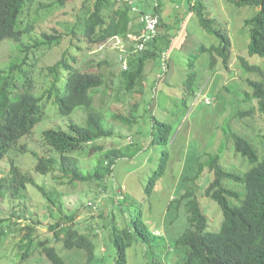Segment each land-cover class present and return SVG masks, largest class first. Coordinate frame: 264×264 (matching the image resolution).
<instances>
[{"label": "trees", "instance_id": "1", "mask_svg": "<svg viewBox=\"0 0 264 264\" xmlns=\"http://www.w3.org/2000/svg\"><path fill=\"white\" fill-rule=\"evenodd\" d=\"M77 0H54L41 3L40 0H0V45L4 40H11L17 44L19 58L11 60L5 70H0V201L7 199L24 200L28 187H35L46 196L44 184L37 183L36 178L24 170L23 156L28 154L34 160V172L42 177L55 180H67L69 185L76 187L79 183H91L103 188L102 183L112 173V167L118 159L133 158L141 150V145L127 144L124 149L104 151L99 145L100 140L116 138L115 126L109 123L110 118L131 129V124L138 119L136 114L141 109L138 101L131 103V108L113 112L110 106L95 107L96 92L102 91L107 95L113 74H103L102 66L110 62H98L96 71L87 69L82 62L81 55H88L93 48L102 47L114 38L128 40V35L140 34L143 27L140 16L150 13L160 16L161 6L153 3L148 7H138L141 0H85L78 10V18L74 25L63 26L60 32L53 28L52 33L42 32L34 37L37 27L44 19L52 18L57 11L74 4ZM146 1V0H144ZM237 7H258L257 13L244 21V28L248 30V54L264 58V0H230ZM198 0L189 10H196L199 24L211 34L219 38L218 47L199 46L190 57L187 65L184 85L190 90L195 72L191 71L193 61L199 55L217 50L223 65L227 67L231 42L225 30H216L211 20L206 18L200 10ZM143 4L149 5L144 2ZM138 23L140 31H135ZM60 25V24H57ZM163 27L159 18V27ZM29 37V42L24 39ZM65 37H71L61 58L46 67L41 64L39 51L57 48ZM172 39L157 36L145 44L142 51L134 49L135 41L129 55L125 56L127 69L121 72L122 95L114 96L115 103L126 104L128 96L140 94L142 87L134 89L140 84L145 65L149 61H160L170 49ZM242 67L251 72H260V81H248L251 94H246L244 100H256L258 111L264 115V75L260 66L248 65L241 58ZM37 77L42 80V89L34 90ZM120 83V82H118ZM121 84V83H120ZM127 103V104H129ZM51 104L53 112L47 108ZM144 102V106H147ZM76 109L85 113L83 125L70 124L68 130L46 129L41 134L43 146L54 154V157H39L33 147L26 146L22 139H28L34 134V128L42 121L52 117L64 118L70 116ZM138 115V114H137ZM155 137L151 144L159 149L155 170L149 177L145 193L149 195L156 182L165 174L170 160L168 147L171 143V126L162 121L154 120ZM264 139V135L262 136ZM234 151L243 159L245 168L231 169L219 163L218 154L208 155L205 163L200 164L199 175H183V182L193 184L207 168L211 175H207L205 195L215 202L221 213V222L217 229H208L194 188L180 191V198L173 199L168 206V212L175 206L181 207L185 200L186 228L173 242L167 244V254L158 253L161 247L160 236L149 230L143 221L142 214L130 218V226L119 230L117 223L111 226V240L115 248L113 264H128L127 250L132 243L145 246L146 264H264V154L261 155L254 145L244 136L231 134ZM93 145V146H90ZM129 145V146H128ZM90 146V147H89ZM12 151V153H10ZM19 153L15 154L14 153ZM96 152H104L105 158L96 163L91 171L83 174L72 155L82 153L92 157ZM92 155V156H91ZM20 159L21 163L18 162ZM33 165V164H32ZM59 171L58 174L54 172ZM100 182V184H99ZM183 182L180 187H183ZM36 190V191H37ZM104 190V188H103ZM40 194V195H41ZM49 200V206L53 200ZM22 202V201H21ZM24 204V203H23ZM92 204H88L90 207ZM74 216L59 220L49 228L53 235V242L40 240L36 227L27 224L25 235H20L21 228L12 230L10 221L0 219L1 235L19 234L17 245L19 253H14L16 259L28 260L34 249L39 250L51 264H65L64 255L72 250L85 251L87 264L96 260L94 243L85 234H79L75 226L72 227ZM85 228L88 222H85ZM69 224V225H68ZM13 238V236H12ZM62 243L59 250L54 242ZM5 242V241H4ZM56 244V243H55ZM157 254L155 252V249ZM99 261V259L97 260ZM166 263H163L165 262ZM18 264V263H17Z\"/></svg>", "mask_w": 264, "mask_h": 264}, {"label": "rangeland", "instance_id": "2", "mask_svg": "<svg viewBox=\"0 0 264 264\" xmlns=\"http://www.w3.org/2000/svg\"><path fill=\"white\" fill-rule=\"evenodd\" d=\"M52 1L54 0H40L45 4ZM84 1L77 0L74 4L57 11L52 18L44 19L33 36L39 37L42 32L52 33L53 28L62 32L64 25L70 27L74 25L78 18V10ZM159 1L162 9L159 18L162 19L164 26L158 27L157 34L172 39V42L162 60L146 63L143 78L134 88L137 90L142 87V96L132 94L128 96L126 104L112 101L114 96L122 95L121 72L124 65L127 67L125 56L131 52V42L135 40V35H128V40L114 38L102 47L93 48L88 55L83 53L80 59L89 64L86 66L87 69L94 71L98 62H110L101 69L106 76L113 74L112 83L109 85L107 95L103 96L101 90L96 92L95 107L105 108L108 104L113 112H118L128 107L130 109L131 103L135 101L140 103L137 110L141 109L138 115L136 114L138 119L131 124V129L119 121L106 118L109 123L114 124L116 138L100 140L99 145L104 151H111L124 149L127 144L131 146L135 143L141 145L140 152L131 159L126 157L114 163L112 173L101 185L104 190L95 184L97 181L85 184L78 182L76 187H73L67 180L39 176L33 169L34 160H31L28 154L23 156V163H26L24 170L27 169L26 171L36 178L37 183L44 184V193L54 203L51 202L49 206L48 198L31 186L25 192L22 202L10 199L0 201V219L10 221L12 230L21 228L20 235H25L27 232L25 226L30 224L36 227L41 241L47 239L52 243L54 238L49 228L59 220H65L73 215V222L70 225L72 224L74 228L78 226L77 232L85 234L94 243L96 260L92 264H113L115 248L110 239L112 224L116 222L119 230H125L130 226V218L140 212L148 229L154 230V234L160 236L162 245L158 253L162 252L161 254L165 256L168 252L167 244L177 239L186 228L185 200L181 207L174 206L168 212L172 200L180 198V191L194 188L209 230L217 229L222 220L217 204L204 193L207 175H211L208 169H203L202 174L194 181V186L188 182L184 185L183 175L187 173L188 176H198L200 164L205 163L208 155L215 154L219 155V163L226 168L241 170L245 168L243 159L234 151L232 133L246 137L259 154H264L262 138L264 115L258 111L256 100L248 102L244 100L247 93L251 94L248 81H260L262 77L259 75L260 72L244 69L241 62V58H244L248 65L260 66L264 75V58L248 54L249 34L244 28V21L253 17L259 8L237 7L230 0H198L202 14L212 21L213 27L227 32L231 50L227 67L223 65L217 50L199 55L193 61L191 71L195 72L196 77L188 91L184 81L189 72L187 65L190 57L199 46L218 47L220 40L199 24L196 10H189V2L193 5L195 0ZM144 2L149 5L143 4ZM153 3L158 4V0H141L138 7L146 6L151 10ZM139 27L140 25L136 23L133 30L140 31ZM70 39L71 37H65L57 48L40 50L39 68L58 61L63 51L69 47ZM24 42L28 43L29 37H26ZM19 57L17 44L11 40H4L0 45V70H5L11 60ZM37 73L38 71H35L36 78ZM42 88V80L38 78L34 82V90L39 92ZM144 102L148 104L145 107ZM53 108L49 104L47 111L53 112ZM154 120L171 126V143L168 147L170 160L165 174L147 195L145 193L147 182L155 170L159 153L158 147L151 144L156 133ZM84 121L85 113L76 109L70 116L60 119L52 117L48 121L40 122L34 128L32 137L22 139L21 142L23 140L22 143L27 142L26 146L33 147L39 157H54L40 141L42 132L46 129L68 130L70 124L83 125ZM72 157L85 174L105 158V153L96 152L92 157L76 153ZM18 162L21 163L20 159ZM58 173V170L54 172ZM88 204L92 205L88 207ZM85 222H88L86 228ZM5 234L1 235L0 264H51L39 251L41 245L33 250L31 258L19 262L13 254L19 253L17 245L20 242V235L17 233L7 237ZM54 246L60 250L61 241L54 242ZM154 250L157 254L156 248ZM127 256L128 264H146L145 246L139 243H132V247L127 250ZM64 258L65 264H87L85 251L72 250L66 252Z\"/></svg>", "mask_w": 264, "mask_h": 264}, {"label": "built area", "instance_id": "3", "mask_svg": "<svg viewBox=\"0 0 264 264\" xmlns=\"http://www.w3.org/2000/svg\"><path fill=\"white\" fill-rule=\"evenodd\" d=\"M140 22L142 23L143 28L141 33L137 37H135L134 40V49L139 52L143 50L146 43H148L157 36L159 27V16L150 13H145L140 16ZM123 69H127L126 65L123 66Z\"/></svg>", "mask_w": 264, "mask_h": 264}, {"label": "crops", "instance_id": "4", "mask_svg": "<svg viewBox=\"0 0 264 264\" xmlns=\"http://www.w3.org/2000/svg\"><path fill=\"white\" fill-rule=\"evenodd\" d=\"M158 4H159V6H161V5H160V1H159V0H158Z\"/></svg>", "mask_w": 264, "mask_h": 264}]
</instances>
